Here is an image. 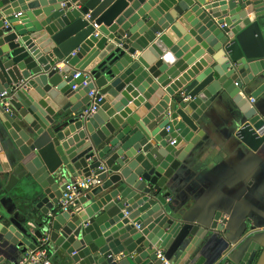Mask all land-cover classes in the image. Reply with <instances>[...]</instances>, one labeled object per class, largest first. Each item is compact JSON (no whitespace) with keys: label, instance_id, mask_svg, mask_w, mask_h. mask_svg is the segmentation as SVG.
<instances>
[{"label":"water","instance_id":"1","mask_svg":"<svg viewBox=\"0 0 264 264\" xmlns=\"http://www.w3.org/2000/svg\"><path fill=\"white\" fill-rule=\"evenodd\" d=\"M127 3L0 0V154L10 142L31 174L38 223L36 232L21 227L0 208V233L22 253L44 233L66 241L69 264H203L193 259L207 229L177 237L161 174L195 143L202 112L221 92L244 113L242 142L264 145L250 130L264 123L251 102L264 94V0ZM71 177H91L92 186L64 211ZM159 248H170L168 258Z\"/></svg>","mask_w":264,"mask_h":264},{"label":"crops","instance_id":"2","mask_svg":"<svg viewBox=\"0 0 264 264\" xmlns=\"http://www.w3.org/2000/svg\"><path fill=\"white\" fill-rule=\"evenodd\" d=\"M123 1L128 4V0ZM114 6L115 3L100 15L99 25H105ZM5 48L3 45L2 49ZM244 90L249 93L252 89L246 86ZM251 102L264 120V94ZM245 122L241 108L221 92L202 112L195 143L191 148L185 145L182 160H174L161 174V190L168 194L165 210L179 223L177 237H184L189 230L207 229L193 259L202 256L203 264H237L247 259L251 249L255 254L250 264H264V145L252 150L237 136ZM1 144L0 192L4 191V195H0V208L9 209L21 227L36 232L38 223L31 214L34 180L20 166L13 145L3 140ZM64 181L60 179L53 186L56 196L60 195L59 185ZM4 221L0 214V223ZM177 237L173 247L179 243ZM183 244L186 240L174 250L171 262ZM21 247L20 242L10 243L0 233V264H19L24 256ZM65 248L66 241L61 245L49 242L53 264L70 263ZM169 249L159 248L158 252L168 258ZM247 260L246 264L250 259Z\"/></svg>","mask_w":264,"mask_h":264},{"label":"built area","instance_id":"3","mask_svg":"<svg viewBox=\"0 0 264 264\" xmlns=\"http://www.w3.org/2000/svg\"><path fill=\"white\" fill-rule=\"evenodd\" d=\"M76 74L75 76H77ZM86 82H84V85ZM95 94L94 90H90L88 95L93 97ZM5 96V92L0 93V99ZM252 101V100H251ZM97 107L92 106L83 111L81 117L87 118L91 116ZM248 124L245 122L237 131V136L240 138L239 132L242 128L247 127ZM253 134L260 137L264 134V123L258 128H250ZM92 186V178L87 177L83 179L75 178L73 181L68 182L65 186V191L62 193L60 198L61 210H67L70 205L74 204V201L83 193V190L89 189ZM19 264H53L49 251V240L48 236L44 233L38 239V244L33 249H28Z\"/></svg>","mask_w":264,"mask_h":264}]
</instances>
